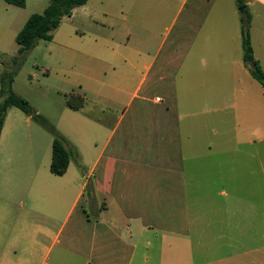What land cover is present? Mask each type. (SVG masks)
<instances>
[{
	"label": "crops",
	"instance_id": "crops-1",
	"mask_svg": "<svg viewBox=\"0 0 264 264\" xmlns=\"http://www.w3.org/2000/svg\"><path fill=\"white\" fill-rule=\"evenodd\" d=\"M25 1L0 0V74L51 0ZM245 3L264 71V0ZM240 10L236 0H89L64 18L49 41L59 59L92 58L84 107L65 100L57 126L79 156L52 174L53 135L9 109L0 264H264V87L244 62ZM85 37L91 48H79ZM201 131L213 136L205 149Z\"/></svg>",
	"mask_w": 264,
	"mask_h": 264
},
{
	"label": "trees",
	"instance_id": "trees-1",
	"mask_svg": "<svg viewBox=\"0 0 264 264\" xmlns=\"http://www.w3.org/2000/svg\"><path fill=\"white\" fill-rule=\"evenodd\" d=\"M6 1L18 7H25L26 5L25 0ZM88 1L51 0L42 13L32 14L23 29L16 36V42L19 45L17 55L12 57L10 66L0 74V137L10 108H16L25 115L31 116L53 135L50 171L56 176H63L68 170L72 157L74 155L78 157L79 154L67 147L66 138L50 125L46 118L39 114L27 99L18 96L13 91L14 78L16 71L23 62L25 54L32 50L40 40L52 41L54 31L60 27L64 18L70 17L76 8L86 5ZM245 2L246 0H236L240 9H244V17L242 18L244 62L246 65H250L252 76L264 87V71L253 53L250 37L251 15L246 11ZM85 103V95L80 91L73 90L66 96V106L71 110L78 111L84 107ZM78 165L80 167L79 163Z\"/></svg>",
	"mask_w": 264,
	"mask_h": 264
},
{
	"label": "rangeland",
	"instance_id": "rangeland-1",
	"mask_svg": "<svg viewBox=\"0 0 264 264\" xmlns=\"http://www.w3.org/2000/svg\"><path fill=\"white\" fill-rule=\"evenodd\" d=\"M240 12L242 13L241 10ZM68 26L69 24L65 22L58 31L62 29L61 31L64 32ZM125 40L126 42L128 41L127 39ZM78 42L79 48H91L93 39L85 37L79 39ZM60 49L56 43L45 40L38 41L36 46L25 54L23 62L16 71L14 78L17 92L25 95L30 104L32 102L40 110V114L48 118L52 126L57 130L59 122L62 121L61 116L63 111H65L67 94L79 89L87 73V67L92 61L90 55L84 54L81 51L74 53L75 58L71 60H61L58 55ZM63 79H66L67 82H64ZM53 88H60L61 90L59 99H55L54 102L51 101V97L45 95L52 91ZM228 116L222 113V117L228 119ZM220 125L227 133L233 130V124L221 123ZM45 133L47 137H50V133L47 130H45ZM261 135H264V131ZM195 139L200 141L203 144L202 148L205 149L207 144L212 141L213 136L209 132L201 131L199 137ZM207 156L206 153L203 155L204 158ZM87 193L89 197L90 191L88 190ZM25 208V206L22 207L18 200H16L13 201L11 211L13 215L19 216L25 212ZM88 213L91 218H94L95 215L92 214L91 210Z\"/></svg>",
	"mask_w": 264,
	"mask_h": 264
},
{
	"label": "built area",
	"instance_id": "built-area-1",
	"mask_svg": "<svg viewBox=\"0 0 264 264\" xmlns=\"http://www.w3.org/2000/svg\"><path fill=\"white\" fill-rule=\"evenodd\" d=\"M157 100H158V101H162V99H161V98H157Z\"/></svg>",
	"mask_w": 264,
	"mask_h": 264
},
{
	"label": "water",
	"instance_id": "water-1",
	"mask_svg": "<svg viewBox=\"0 0 264 264\" xmlns=\"http://www.w3.org/2000/svg\"><path fill=\"white\" fill-rule=\"evenodd\" d=\"M242 13L244 14V9H241Z\"/></svg>",
	"mask_w": 264,
	"mask_h": 264
}]
</instances>
